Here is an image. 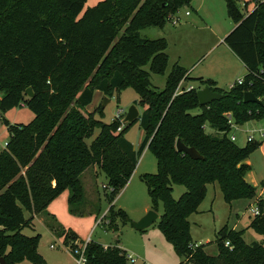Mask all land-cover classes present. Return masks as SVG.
<instances>
[{
  "label": "trees",
  "instance_id": "obj_1",
  "mask_svg": "<svg viewBox=\"0 0 264 264\" xmlns=\"http://www.w3.org/2000/svg\"><path fill=\"white\" fill-rule=\"evenodd\" d=\"M225 1L236 27L224 43L247 68L243 84L225 91L175 64L165 88L158 91L151 74L165 75L168 42L142 39L139 32L163 28L192 0H105L82 16L87 0H0V112L27 105L36 117L27 125L5 121L10 139L0 153V260L47 264L39 253L40 236L28 237L23 231L34 230L35 216L67 190L72 214L82 216L74 209L85 201L81 177L91 167H98L107 178L104 189L110 190L106 195L110 209L103 221L109 230H118L119 219L133 226L114 203L148 149L157 160V173L144 174L141 180L152 210L158 212L163 204L158 228L183 259L181 264H264V244H247L243 231L228 225L218 233L216 257L194 243L191 235L189 218L199 212L208 185L218 184L232 209L237 203L257 200L256 188L246 179L252 169L247 161L264 141L238 146L230 139V121L244 125L264 118V0H256L247 15L234 0ZM183 80L195 87L177 94ZM207 87L226 97L201 107L197 92ZM28 88L33 98H28ZM127 88L138 93L144 107L134 122H140L145 132L138 150L124 136L134 123L118 132L122 118L105 124L96 118L101 108L83 112L96 92L112 98ZM247 92L262 104H245ZM207 127L215 133H207ZM96 129L100 133L89 144ZM178 140L204 159L178 152ZM175 185L187 190L179 200L173 197ZM250 228L264 236V210ZM49 229L63 237L67 247L83 242L72 230L53 224ZM86 252L88 264H128V252L119 246L90 241Z\"/></svg>",
  "mask_w": 264,
  "mask_h": 264
},
{
  "label": "rangeland",
  "instance_id": "obj_2",
  "mask_svg": "<svg viewBox=\"0 0 264 264\" xmlns=\"http://www.w3.org/2000/svg\"><path fill=\"white\" fill-rule=\"evenodd\" d=\"M103 1L105 0H87L81 16L88 9L95 8ZM234 1L243 15L251 13L256 7V0ZM187 12L190 13L189 16L186 15ZM175 19L178 20L177 24H174V21H167L163 28L148 27L139 32L142 39L167 38V54L171 57L170 63L165 75L151 74L153 87L158 91L165 88L167 77L177 58H180L182 63L188 66V74L194 71L191 76L193 78H198L200 73L209 71L220 74L228 81L231 73L228 72V67L220 68L223 64L221 60H225V55H232L224 43L225 39H223L225 34H229L234 26L233 20L228 16L226 1L192 0L190 5H186L178 11ZM124 30L125 28L120 31L116 42L123 36ZM145 70L149 71V66L145 67ZM191 85L195 87V84L190 81L184 83L185 87ZM222 89L228 91L229 87L223 85ZM105 99L109 100L106 106ZM140 101V96L132 88L116 91L112 98L96 92L93 103L83 112L94 113L101 108L102 112L97 113L96 118L105 124H111L117 118V114L122 111V125L125 128L127 127L125 118L132 106L138 108L141 117L144 107ZM35 118L27 105H21L7 113L0 112V153L6 148L10 139L5 121L11 124L27 125ZM236 126L230 135H236L238 138L236 144L245 147L248 143V137L252 134L250 130L264 129V118L260 121ZM206 131L210 134L215 133L209 127L206 128ZM99 133L100 129H96L93 138L88 143L90 144ZM253 135L258 142L264 141L259 132ZM124 136L133 146L139 148L145 137V132L142 130L140 122H136L125 132ZM249 161L252 169L247 174L246 179L257 190L255 202L251 204L240 203L234 207L235 209H232L225 202L219 185L211 184L208 185L207 196L200 206L199 212L189 218L193 242L205 246V252L211 257L218 256V233L227 225L232 229L235 226L237 231H243V238L247 244H264V236L250 228V224L255 218L250 210L257 206L262 213L264 210V144L251 154ZM138 164L128 185L119 193L114 203L116 209L124 210L133 222L140 220L139 218H141L140 216L146 207L149 208V211L152 210V201L141 176L157 173V160L150 151L143 152L139 157ZM89 169L81 177L86 196L85 201L81 206L74 209L82 212V216L72 214L68 203L71 193L67 190L54 201L49 209V213L54 214L51 215V219L44 221V218L42 220L41 217L36 218L34 221L35 229L26 228L23 231V234L28 237L40 236V251L48 259V264H75L70 248L63 243V237L52 231L54 236L50 234L49 226L51 224L61 229L74 231L85 242L90 240L103 246H121L129 250L131 255L146 261L148 264H181L183 259L175 253L172 245L166 241L158 228L159 219L152 227L143 232L135 230L130 224L123 225L120 219L117 221L118 230H109L105 224L106 221H103L110 209L106 197L110 194V190L104 189V186H107V178L104 173H100L99 168L91 167ZM173 189L175 200H179L187 191L185 187L178 185H175ZM163 213L164 208L161 203L158 215L161 216ZM237 214L239 217L236 218ZM26 217L30 218L29 213H26ZM52 245L55 246L54 249L51 248ZM23 264L29 263L24 262ZM137 264H143V262Z\"/></svg>",
  "mask_w": 264,
  "mask_h": 264
},
{
  "label": "water",
  "instance_id": "obj_3",
  "mask_svg": "<svg viewBox=\"0 0 264 264\" xmlns=\"http://www.w3.org/2000/svg\"><path fill=\"white\" fill-rule=\"evenodd\" d=\"M26 94L28 98L34 97V92L32 88H28L26 90ZM197 96L201 107L208 106L216 101H221L226 97V95L215 92L209 87L198 90ZM108 102L109 100L105 99L104 102L105 106L106 103ZM243 102L245 104H258V105L262 104V101L258 99L252 92L245 93ZM139 117H140V113L138 108L136 106H132L127 113L125 122L132 124L135 121H137ZM176 148L178 152L188 155L193 160L204 159V157L195 148L186 146L181 140L177 141ZM159 218L160 216L158 215V212L151 210L143 218L133 222L132 225L135 228V230L139 232H143L149 229L150 227H152ZM0 262L1 264H6L4 259H1Z\"/></svg>",
  "mask_w": 264,
  "mask_h": 264
},
{
  "label": "crops",
  "instance_id": "obj_4",
  "mask_svg": "<svg viewBox=\"0 0 264 264\" xmlns=\"http://www.w3.org/2000/svg\"><path fill=\"white\" fill-rule=\"evenodd\" d=\"M234 26H233V29L231 30V32L234 30V28L236 27V25H235V23L233 24ZM231 32H229V34L231 33ZM229 34H225V36L223 37V39H225ZM166 40H167V38H166ZM228 47V46H227ZM230 50V49H229ZM231 51V50H230ZM231 53H232V55H225V60H221L222 61V63L223 64H221V69H224V68H226V67H228V72H231L230 73V76H229V78H228V81L227 80H225L224 78H223V76H220V74H217V73H213V72H209V71H205L204 73H200L197 77L198 78H203V79H205V80H211V81H214L215 83H216V85L219 87V88H221L222 89V86L223 85H228V87H229V89H230V87H231V85L232 84H234L235 82H236V80H240V79H243V78H245V76L247 75V68H246V66L242 63V61L231 51ZM169 58L171 59V57H170V55H169ZM176 61V62H175ZM175 61H174V65L175 64H179L180 66H182L183 68H185V69H188V66H186V64L184 63H182V61H181V59L180 58H177V59H175ZM173 65V66H174ZM232 67V68H231ZM229 68H231V69H229ZM193 72L194 71H192V73L191 74H188L189 76H192V74H193ZM227 72V71H226ZM232 80H233V82H232ZM192 86V85H191ZM255 130V129H254ZM250 131H253V130H250ZM257 131V130H256ZM231 136V135H230ZM233 136H235L236 137V135H233ZM237 138V137H236ZM238 141V138H237V140H236V142ZM257 141V140H256ZM141 145V144H140ZM140 147V146H139ZM134 148H135V150H138L139 148L137 147V146H135L134 145ZM145 151H149L148 149H146ZM247 164H249L250 165V161L248 160L247 161ZM139 165V164H138ZM251 166V165H250ZM98 168V167H97ZM90 170V169H89ZM100 173H101V171H100ZM97 177L99 176V175H96ZM89 196H90V194H88ZM54 203V202H53ZM52 203V204H53ZM52 204H50V206L48 207V209H47V211L46 212H44V213H42V214H40V215H37V216H35V219L37 218V219H39V217H41V220H42V218H44V221L46 220H49V219H51V215H54V214H50L49 213V209L51 208V206H52ZM238 204H240V203H237V204H235V206H237ZM116 206V205H115ZM235 209V208H234ZM109 211V210H108ZM149 211V208L148 207H146L145 209H144V211L142 212V214H141V218L142 217H144L145 215H146V213ZM30 215V214H29ZM237 217H239V215L237 214L236 215V218ZM141 218H139V219H141ZM239 219V218H238ZM35 221V220H34ZM133 221V220H132ZM34 225H35V223H34ZM234 229H235V226H234ZM49 232H50V234L52 235V236H54L53 235V233L49 230ZM83 241V240H82ZM105 247H108V246H105ZM121 249H123V250H125V251H127L128 253H129V250H127V249H125V248H123V247H121V246H119ZM39 253L44 257V259L46 260V262H47V264H48V259L44 256V254L43 253H41V251H40V246H39ZM130 254V253H129Z\"/></svg>",
  "mask_w": 264,
  "mask_h": 264
},
{
  "label": "built area",
  "instance_id": "obj_5",
  "mask_svg": "<svg viewBox=\"0 0 264 264\" xmlns=\"http://www.w3.org/2000/svg\"><path fill=\"white\" fill-rule=\"evenodd\" d=\"M186 15L189 16L190 13L187 12ZM177 22H178V20L175 19L173 23L174 24H177ZM185 82H186L185 80L181 81V83H180V85H179V87L177 89V94L182 93L184 90L185 91H190V90H192L194 88L193 86H187V87H185L184 86V83ZM243 82H244L243 79L238 80L236 83H234L233 85H231L230 89L233 88L237 84L238 85L243 84ZM122 116H123V113H122V111H120L117 114V118H121ZM229 119H231V117ZM230 123H231V126H232L233 129H235L237 127L234 123H232V120L230 121ZM122 130H123V126L118 128V132H121ZM250 132L252 134L248 137V139H247L248 142H253V141L256 140V138L253 135L256 132H259L261 134V137L264 138V129L257 130V131L256 130H253V131H250ZM230 139L233 142H236V140H237V138L235 136H230ZM250 211H251V214H252L253 217H257V216H260L261 215V210H260V208L258 206L255 207V208H252ZM89 242H90V240H88L87 242H85V241H83V242H77L75 244V247L74 248H72L71 246H69L75 264H88V257H87L86 249H87V245H88ZM63 243H64V241H63ZM226 245L227 246H230L229 243H226ZM51 248L54 249L55 246L52 245ZM127 261L130 264H137L138 262H143V264H148L146 261H143L140 258L135 257V256H133L131 254H128L127 255Z\"/></svg>",
  "mask_w": 264,
  "mask_h": 264
}]
</instances>
